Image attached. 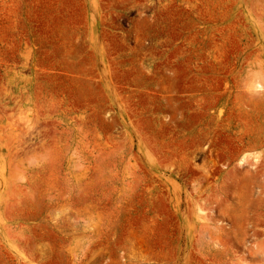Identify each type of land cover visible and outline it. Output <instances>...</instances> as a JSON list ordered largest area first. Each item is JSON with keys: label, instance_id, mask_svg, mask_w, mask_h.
<instances>
[{"label": "rangeland", "instance_id": "374dc122", "mask_svg": "<svg viewBox=\"0 0 264 264\" xmlns=\"http://www.w3.org/2000/svg\"><path fill=\"white\" fill-rule=\"evenodd\" d=\"M0 264H264V0H0Z\"/></svg>", "mask_w": 264, "mask_h": 264}]
</instances>
